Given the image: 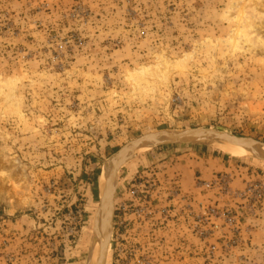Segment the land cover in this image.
<instances>
[{
  "label": "rangeland",
  "instance_id": "1",
  "mask_svg": "<svg viewBox=\"0 0 264 264\" xmlns=\"http://www.w3.org/2000/svg\"><path fill=\"white\" fill-rule=\"evenodd\" d=\"M194 128L264 143V0H0V264H85L109 160ZM116 186L106 264H264L263 160L154 147Z\"/></svg>",
  "mask_w": 264,
  "mask_h": 264
},
{
  "label": "water",
  "instance_id": "2",
  "mask_svg": "<svg viewBox=\"0 0 264 264\" xmlns=\"http://www.w3.org/2000/svg\"><path fill=\"white\" fill-rule=\"evenodd\" d=\"M248 140L249 142L259 144L258 143L259 141L257 140L254 139L251 140V138ZM244 141L246 142V139H244L243 137L235 136L230 133L227 134L216 129L211 130L209 128H194V129H185L180 131L162 130V131H157L153 134H145L128 142L122 148H120L117 153L118 155H121L118 161L112 165L113 158H111L110 160L111 162L109 161L107 165L106 172L108 173L106 176V184L104 191L102 193V197L99 201V207L96 211V218H97L100 208L102 207L103 204L105 205L106 211L104 214V227L102 234L104 242L100 244L97 264H105L106 242L108 240V232L110 231V228L113 234L114 199L117 190L116 185L119 180V172L116 176L117 178H115L114 173L117 169H119V167L121 170L123 164L127 162L126 160L129 158L134 148L145 147V146H152L154 148L158 146L175 145V144H208L211 142H226L241 146L242 142ZM128 144H131L132 149L130 150L125 149L128 146ZM245 148L250 150V148L252 147L250 148L245 147ZM256 151L259 152L258 150Z\"/></svg>",
  "mask_w": 264,
  "mask_h": 264
},
{
  "label": "bare ground",
  "instance_id": "3",
  "mask_svg": "<svg viewBox=\"0 0 264 264\" xmlns=\"http://www.w3.org/2000/svg\"><path fill=\"white\" fill-rule=\"evenodd\" d=\"M214 130V129H211ZM157 132V131H156ZM155 132H151V133H147V134H153ZM227 133V132H224ZM229 134V133H227ZM244 139H246V142H242V145H237V144H232V143H226V142H211L208 143L209 145L213 146L214 148L221 150L223 152H225L228 155L231 156H236V157H252V158H260L261 160L264 161V143L258 142L259 144H255L253 142H249L247 137H243ZM252 140V139H251ZM255 146V147H254ZM245 147H252L250 148V150L246 149ZM152 146H145V147H136L132 150L131 155L129 156V158L126 160L127 162H125L123 164V166L128 163L135 154L140 153V152H145L147 150L152 149ZM127 150L132 149L131 144H128V146L125 148ZM256 150H258L259 152H257ZM118 153V152H117ZM115 154L112 158V165L115 164L119 157L121 155ZM111 160V159H110ZM109 160V161H110ZM111 162V161H110ZM122 167V166H121ZM111 169V167H110ZM120 171V167L119 169H117L114 173L115 178L118 174V172ZM106 172L105 174H103L101 176L100 179V194L102 197V193L104 191L105 188V184H106V176H107ZM113 177V176H112ZM115 180V179H114ZM100 197V199H101ZM106 208L105 205L103 204L102 207L100 208L99 212H98V218H96V223H95V229L92 232V239L89 245V248H87V256L85 258V264H97V259H98V254H99V248H100V244L103 243V227H104V214H105ZM111 234V228L110 231L108 232V239L110 237ZM107 245H108V240L106 242V255H105V264H106V259H107V254H108V250H107Z\"/></svg>",
  "mask_w": 264,
  "mask_h": 264
},
{
  "label": "trees",
  "instance_id": "4",
  "mask_svg": "<svg viewBox=\"0 0 264 264\" xmlns=\"http://www.w3.org/2000/svg\"><path fill=\"white\" fill-rule=\"evenodd\" d=\"M159 147H162V146H158V147H155V148H159Z\"/></svg>",
  "mask_w": 264,
  "mask_h": 264
}]
</instances>
